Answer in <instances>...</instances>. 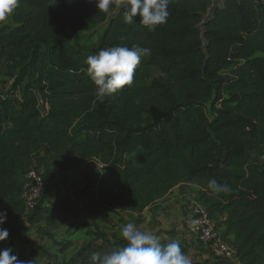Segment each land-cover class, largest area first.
<instances>
[{
    "label": "trees",
    "instance_id": "16d2710c",
    "mask_svg": "<svg viewBox=\"0 0 264 264\" xmlns=\"http://www.w3.org/2000/svg\"><path fill=\"white\" fill-rule=\"evenodd\" d=\"M211 1L170 0L167 22L154 31L139 17L126 24L121 9L85 47L80 35L115 5L104 13L85 0H20L0 25V64L12 70L0 96V210L10 225L41 221L40 208L25 215L22 180L46 158L84 169L80 200L95 213L143 212L175 187L193 185L235 258L264 264V0H224L206 26L205 55L196 26ZM133 45L151 55L131 86L99 101L86 58ZM149 69L158 74L150 81ZM93 161L100 173L87 169ZM211 178L231 193H211Z\"/></svg>",
    "mask_w": 264,
    "mask_h": 264
},
{
    "label": "crops",
    "instance_id": "0c3cea01",
    "mask_svg": "<svg viewBox=\"0 0 264 264\" xmlns=\"http://www.w3.org/2000/svg\"><path fill=\"white\" fill-rule=\"evenodd\" d=\"M36 163L47 184V200L40 202L42 219L39 223L31 224L22 218L9 226V236L4 242L12 249L11 255L18 259L33 261V264H78L88 249L102 251L107 245L117 247L114 240L122 241L121 228L133 222L155 232L162 243L179 240L191 263L226 264L223 259L210 256L195 241L190 225L193 199L189 194L193 195L194 191L195 200L197 187L190 185L187 192L180 187L172 189L158 201L154 211L106 209L95 213L85 210L80 200L84 169L54 164L46 158ZM96 232L104 234L105 238L96 240L93 235ZM124 244L125 241L118 247Z\"/></svg>",
    "mask_w": 264,
    "mask_h": 264
},
{
    "label": "clouds",
    "instance_id": "9594fccd",
    "mask_svg": "<svg viewBox=\"0 0 264 264\" xmlns=\"http://www.w3.org/2000/svg\"><path fill=\"white\" fill-rule=\"evenodd\" d=\"M94 3L98 11L110 13L113 5L124 11V22L134 23L139 17L140 24L148 31H154L167 22L170 0H85ZM20 0H0V25L6 23L18 8ZM151 49L133 45L101 48L96 54L89 55L85 64L86 75L93 82L96 97L103 102L106 97L118 94L125 86H131L134 73L142 58L150 56ZM207 188L213 194H230L229 184L218 183L216 178L207 182ZM7 212L0 210V241L9 236L3 225ZM121 238L125 244L94 252L87 264H191L189 256L182 250L179 240L161 242L155 232L137 226L133 222L121 228ZM12 249H0V264H33V261L18 260L10 255Z\"/></svg>",
    "mask_w": 264,
    "mask_h": 264
},
{
    "label": "built area",
    "instance_id": "2783aa9c",
    "mask_svg": "<svg viewBox=\"0 0 264 264\" xmlns=\"http://www.w3.org/2000/svg\"><path fill=\"white\" fill-rule=\"evenodd\" d=\"M261 158H264V154L261 155ZM92 163L95 165V172L100 173L103 166L95 161ZM44 194V178L35 164L24 174L22 180V199L25 215L39 211L40 202ZM190 214V225L195 234V239L210 256L223 259L226 264H241L234 256V246L220 236V230L213 222L209 208L203 206L195 199L191 205ZM3 226L9 229L10 223L8 219Z\"/></svg>",
    "mask_w": 264,
    "mask_h": 264
},
{
    "label": "rangeland",
    "instance_id": "374dc122",
    "mask_svg": "<svg viewBox=\"0 0 264 264\" xmlns=\"http://www.w3.org/2000/svg\"><path fill=\"white\" fill-rule=\"evenodd\" d=\"M81 37H83V38H85V39H83V38H81L80 40H79V45L80 46H85V47H93L94 45H95V43H96V41H95V34L94 35H92V36H86V34L85 33H82L81 35H80ZM158 74L157 73H155V71L154 70H152V69H149V70H147V77H148V81H150L151 79H153L154 77H156ZM11 78H12V70H11V68H10V65H9V63H7V62H5V61H3L1 64H0V96L1 95H3V93H4V90H5V88H7V86L9 85V82L11 81ZM87 169H93L94 171H95V165H94V163H92V162H90V164L88 163L87 164ZM91 166V167H90ZM36 167H37V169L39 170V168H38V165H37V163H36ZM40 171V170H39ZM41 172V171H40ZM193 186V185H192ZM177 187H180V190L181 189H184L186 192L187 191H189V188H190V185H186V184H181V185H179V186H177ZM176 188V187H175ZM183 190V191H184ZM193 193V195L192 194H189V196H191L190 197V199H193V200H191V201H195L194 200V191L192 192ZM45 199L47 200V195L45 196ZM52 199V198H51ZM43 201V200H42ZM158 203V202H157ZM193 203V202H192ZM157 205V204H156ZM156 208H158L157 206H155V207H152V208H149L148 209V211H154V210H156ZM190 218H191V216H190ZM115 241V243H116V246L118 247L119 245H122L123 243H124V241L122 240H119V239H116V240H114ZM4 241H0V249H3V248H6V244H5V242L3 243ZM107 248H109V245H107L106 246ZM10 255H11V253H10ZM19 260H22V261H24V259H22V258H20Z\"/></svg>",
    "mask_w": 264,
    "mask_h": 264
},
{
    "label": "water",
    "instance_id": "95a60500",
    "mask_svg": "<svg viewBox=\"0 0 264 264\" xmlns=\"http://www.w3.org/2000/svg\"><path fill=\"white\" fill-rule=\"evenodd\" d=\"M223 5H224V0H212L211 4L208 6L206 10V13L201 15L202 16L201 22L196 26V28L200 32L199 38L201 42V49L205 55H206V50H207V41L205 38L206 26L214 18L216 11L223 9ZM120 11L121 9L115 7V10L107 16L104 22H102L101 24L96 26L94 29H92L90 32L85 33V34L91 35L96 32H102L103 29L111 22V20L120 13Z\"/></svg>",
    "mask_w": 264,
    "mask_h": 264
}]
</instances>
